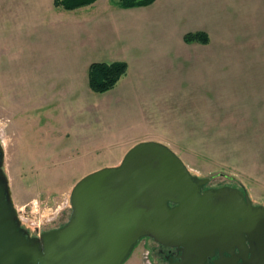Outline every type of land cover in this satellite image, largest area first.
<instances>
[{
  "label": "crops",
  "instance_id": "0c3cea01",
  "mask_svg": "<svg viewBox=\"0 0 264 264\" xmlns=\"http://www.w3.org/2000/svg\"><path fill=\"white\" fill-rule=\"evenodd\" d=\"M4 2L3 23L19 30H11L0 49L3 98L24 101L28 121L29 109L34 110L40 148L106 147V138L96 132L110 93L98 95L90 88L89 70L96 62L125 61L128 73L119 84H126L130 96L152 89L147 95L156 104L181 89L179 78L191 51L195 75L216 85L218 94L226 93L225 84L264 85V0H178L180 15L193 13L198 23L184 33L170 28L169 16L157 29L143 27L149 24L144 11L152 5L124 8L117 0H97L68 11L54 6V0ZM188 32L207 34L209 43L187 44ZM147 82L152 86L139 87ZM43 125H49L47 133L40 131Z\"/></svg>",
  "mask_w": 264,
  "mask_h": 264
},
{
  "label": "rangeland",
  "instance_id": "374dc122",
  "mask_svg": "<svg viewBox=\"0 0 264 264\" xmlns=\"http://www.w3.org/2000/svg\"><path fill=\"white\" fill-rule=\"evenodd\" d=\"M4 1L0 0V49L2 42H9L13 30L12 23L7 26V21H2L7 4ZM151 5L144 11L149 13V24L143 27L159 28L163 16L170 17V28L177 33L198 24L193 13L180 15L178 0H155ZM18 50V47L14 49L15 54ZM32 52V49L26 51L27 54ZM119 54L127 55L123 50ZM195 55L193 51L187 53V65L179 78L182 81L179 92L172 91L170 98L159 100L158 104L151 101L153 96L147 95L152 89L148 93L135 91L134 94L142 96H130L126 84L124 88L119 82L106 92L110 97H104L106 110L96 132L106 138V147H38L35 140L38 132L34 128L40 124L34 119V110L29 109L28 121L25 102L4 99V87L0 83L4 170L15 207L32 236L65 226L71 217L70 196L76 184L93 172L119 166L127 153L142 142L168 146L193 175L210 179L206 188H236L247 192L254 205H264V85L225 84L221 87L226 93L218 94L216 85L195 75ZM3 56L0 50L1 71ZM171 58H175V51L171 52ZM170 80L172 84L176 81L173 74ZM154 82H157L156 77ZM151 86L147 82L139 87ZM41 128L42 133L50 129L49 125ZM40 153L47 157L38 158ZM152 247L154 250L156 245L145 239L124 264H140L141 257H147Z\"/></svg>",
  "mask_w": 264,
  "mask_h": 264
},
{
  "label": "water",
  "instance_id": "95a60500",
  "mask_svg": "<svg viewBox=\"0 0 264 264\" xmlns=\"http://www.w3.org/2000/svg\"><path fill=\"white\" fill-rule=\"evenodd\" d=\"M0 139V264H124L145 238L204 264L216 249L247 239L264 254V207L245 191L206 189L180 157L158 142L133 147L119 166L81 179L70 196L67 224L32 237L21 226Z\"/></svg>",
  "mask_w": 264,
  "mask_h": 264
},
{
  "label": "trees",
  "instance_id": "16d2710c",
  "mask_svg": "<svg viewBox=\"0 0 264 264\" xmlns=\"http://www.w3.org/2000/svg\"><path fill=\"white\" fill-rule=\"evenodd\" d=\"M97 0H55V5L65 10H75L92 5ZM124 8L143 7L151 5L155 0H118ZM186 43H209V36L202 32L188 33L184 38ZM128 73L126 62H96L90 66V88L96 93H106L114 89L120 80Z\"/></svg>",
  "mask_w": 264,
  "mask_h": 264
},
{
  "label": "flooded vegetation",
  "instance_id": "af4514ba",
  "mask_svg": "<svg viewBox=\"0 0 264 264\" xmlns=\"http://www.w3.org/2000/svg\"><path fill=\"white\" fill-rule=\"evenodd\" d=\"M209 188H204V190ZM257 206V205H255ZM264 207V205H261ZM50 229L47 231L55 230ZM44 231V232H47ZM137 246L139 247L143 241ZM153 244L156 245V248L153 250V247L150 248L151 251L146 255L147 257H141L140 264H144V261L147 260L148 264H185L182 259L183 252L178 248L168 247L161 245L155 242L153 239H149ZM232 251H221L220 249H216L214 254L208 256L204 262V264H256L254 259H257L256 253L253 252V248L250 244V241L247 239L240 246H233ZM154 255H153V251ZM261 260H259L258 264H264V254H259ZM140 259V258H139Z\"/></svg>",
  "mask_w": 264,
  "mask_h": 264
},
{
  "label": "built area",
  "instance_id": "2783aa9c",
  "mask_svg": "<svg viewBox=\"0 0 264 264\" xmlns=\"http://www.w3.org/2000/svg\"><path fill=\"white\" fill-rule=\"evenodd\" d=\"M20 213V212H19ZM20 218H21V216H20ZM21 220H22V222L24 223V219L23 218H21Z\"/></svg>",
  "mask_w": 264,
  "mask_h": 264
}]
</instances>
